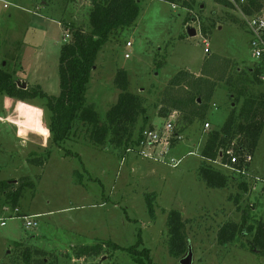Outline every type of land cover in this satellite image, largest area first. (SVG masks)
<instances>
[{
	"label": "rangeland",
	"instance_id": "374dc122",
	"mask_svg": "<svg viewBox=\"0 0 264 264\" xmlns=\"http://www.w3.org/2000/svg\"><path fill=\"white\" fill-rule=\"evenodd\" d=\"M91 3L0 0V39L3 33L7 38L0 44V68L21 88L23 84L25 89L38 86L47 95L58 96L61 47L71 40L67 37L71 28L89 31ZM212 4L210 0L141 2L135 24L109 37L91 73L86 100L95 107L101 123L120 93L114 84L118 70L128 73L129 91L143 100L148 127L165 123L158 116V104L177 72L198 76L208 56L214 55L229 60V70L261 65L251 57L250 36L239 10L229 2ZM188 26L198 32L195 37L188 36ZM248 90L264 92V81ZM241 103L236 105L220 83L203 122L183 129L186 125L178 117L175 132L183 130V139L169 155L180 160L174 168L164 161L125 156L126 148L110 143L109 137L103 146H96L80 125L73 138L63 143L72 152L66 156L65 151L51 146L43 100L27 103L0 95V182L9 181L11 192L34 184L24 189L17 208L21 214L37 216L38 224L26 230L23 220L14 217L0 225V264H28L24 256L29 250V264L43 258L46 264H138L131 255L108 246L96 257L77 259L76 252L100 242L127 248L139 237L141 249L150 250L153 264H180L187 251L179 256L170 254L167 218L173 210L181 214L193 264H264V256L255 253L257 249L251 250V235H238L226 245L218 241L220 229L229 222L241 224L244 211L250 215L246 226L264 221V186L252 178L264 179V128L247 178L201 155L210 132L219 130L229 112L233 108L239 111ZM205 123L211 126L207 130ZM142 126L143 118L139 117L134 135ZM47 151L51 154L42 167L29 161L42 158ZM202 165L223 173L227 186L208 188L199 177ZM241 179L249 183L246 191L241 188ZM148 199L153 217L148 212ZM14 209L0 194V220L14 215ZM35 250L45 255L38 256Z\"/></svg>",
	"mask_w": 264,
	"mask_h": 264
},
{
	"label": "trees",
	"instance_id": "16d2710c",
	"mask_svg": "<svg viewBox=\"0 0 264 264\" xmlns=\"http://www.w3.org/2000/svg\"><path fill=\"white\" fill-rule=\"evenodd\" d=\"M142 1L108 0L101 2L92 0V8L89 11V31L71 28V40L61 47L60 67H58L60 92L56 97L47 95L38 86L33 89L28 87L22 89L21 85L12 80L10 74L0 68V95L27 103L35 99L43 100L45 103L43 108L47 113L46 126L51 134V146L65 151L66 156H72V152L66 150L63 143L73 138L78 125L85 130L92 144L101 147L109 137L110 143L124 148L134 145L145 129L153 127H146L149 118L143 100L129 91L128 73L122 69L117 71L114 79L115 87L120 91L117 102L107 111L103 123L95 107L88 104L86 100L91 73L99 52L114 32L124 31L135 24L141 13ZM162 1L174 4L179 0ZM227 1L223 0L222 3L227 5L229 2ZM249 6L255 7V11L261 8L257 0H249ZM244 11L249 15L253 13L247 6ZM231 65L229 60L214 55L211 58L208 56L198 76L188 71L177 72L161 95L162 98L158 104L161 108L158 116L161 119H167L177 111L179 122L182 121L186 125L183 129L194 123H201L206 119L210 103L219 84L224 83L230 97L234 98V103L238 105L242 102L241 107L239 111L233 108L223 126L219 130L210 132L201 155L209 162L216 160L226 162L228 156L225 152L232 147L240 166L245 155L254 154L264 128V94H253L248 90L249 86L262 84L261 77L264 75V70L257 67L229 70ZM139 117L143 118V126L134 135ZM182 131H177V133ZM220 152H222V157H220ZM50 154L51 152L47 151L43 155L44 158L36 157L35 160L29 159V161L42 167ZM75 156L78 157L76 154ZM199 177L211 189H223L228 184L227 177L209 165L200 167ZM241 181V188L246 191L249 183L242 179ZM27 186L34 187V184H25L11 192L9 191L12 187L10 182L2 181L0 182V194L5 196L7 204L16 209ZM147 208L150 216L153 217L154 209L150 199L147 200ZM249 208L251 210V207ZM249 221L250 215L244 211L241 224L229 222L220 229L218 241L226 245L234 241L238 235L244 237L251 235L249 242L251 250L257 249L254 252H260L264 256V221L259 220L256 226L255 224L246 226ZM167 224L170 254L172 256L184 254L188 246L180 212L171 211L168 214ZM107 246L131 255L138 264H153L150 250L141 249L143 243L140 237L134 246L127 248L112 242L83 246L76 252V258L96 257ZM29 251H26L27 255L24 256L28 264L31 259ZM35 253L38 256L45 255V252L41 250H35ZM36 264L46 263L43 258L38 259Z\"/></svg>",
	"mask_w": 264,
	"mask_h": 264
},
{
	"label": "built area",
	"instance_id": "2783aa9c",
	"mask_svg": "<svg viewBox=\"0 0 264 264\" xmlns=\"http://www.w3.org/2000/svg\"><path fill=\"white\" fill-rule=\"evenodd\" d=\"M235 8H237L246 24L250 36L249 49L251 57L256 61L264 65V0H257V2L262 3V7L258 10H252V14H245L244 8L247 6L250 10L253 8L249 6V0H228ZM6 7V5L4 6ZM67 31V29L65 30ZM68 33V32H67ZM68 39H70V34H67ZM67 43V42H65ZM205 53L209 52L207 41ZM126 46L130 47L131 44L128 42ZM125 55V58H128ZM264 81V75L261 77ZM179 114L173 112L168 118L165 119V123L162 125H156L152 128L145 129L134 145L126 148L125 156L132 155L135 158H143L153 161H164L167 162L172 167L176 168L180 163V160H175L174 158H169V155L174 151V145L180 142L183 137L181 133L175 132V121ZM211 126L209 123H205V129H209ZM192 154V153H189ZM225 154L228 156L226 162L217 160L222 164L221 166L230 169L234 174L247 178L249 176V167L252 161V155H245L243 157L242 164L238 165V157L234 154L232 147L228 149ZM220 157H222V152H220ZM256 184L259 186H264V179L260 177H252ZM14 217L21 218L24 222V228L26 230L35 229L37 224V216H28L21 214L19 209H14V215L8 216L7 218L0 220V225L3 227L6 221L14 219Z\"/></svg>",
	"mask_w": 264,
	"mask_h": 264
},
{
	"label": "water",
	"instance_id": "95a60500",
	"mask_svg": "<svg viewBox=\"0 0 264 264\" xmlns=\"http://www.w3.org/2000/svg\"><path fill=\"white\" fill-rule=\"evenodd\" d=\"M197 33L198 32L196 31L195 28H193L191 26L187 27V34L189 37H195L197 35ZM25 87H26L25 84H23L22 88L25 89ZM192 257H193V254H192L191 248L188 247L186 255L180 260V264H193V258Z\"/></svg>",
	"mask_w": 264,
	"mask_h": 264
},
{
	"label": "crops",
	"instance_id": "0c3cea01",
	"mask_svg": "<svg viewBox=\"0 0 264 264\" xmlns=\"http://www.w3.org/2000/svg\"><path fill=\"white\" fill-rule=\"evenodd\" d=\"M210 1H212V3H213L212 5L215 4V5H218V6H219V5H222V4H223V3H222L223 0H210ZM230 4H231V3H230ZM259 4H260L261 7H262V3L259 2ZM223 5H224V4H223ZM254 9H255V7H253V8L251 9V11L254 10ZM0 25H2V24H0ZM218 26H219V25H218ZM2 27H3V26H2ZM246 29H247V28H246ZM16 31H18V28L16 29ZM247 31H248V30H247ZM4 34H5V33H3V35L1 34V39H0V44H1V45H3L4 42L7 41V40H6L7 38H5ZM12 38H13V37H12ZM5 40H6V41H5ZM249 42H250V41H249ZM1 45H0V51H2V49H1L2 46H1ZM248 47H249V43H248ZM256 64H257V66H256L257 68H260L261 70L264 69V68H262V67H263V64H261V63H260L261 65H258V63H256ZM262 76H263V75H262ZM261 80H262V79H261ZM262 81H263V80H262ZM261 85H262V84H261ZM257 86H259V85H257ZM257 93H258V92H257ZM259 93H263V94H264L263 91H260ZM25 215H26V214H25ZM30 216H34V215H30Z\"/></svg>",
	"mask_w": 264,
	"mask_h": 264
}]
</instances>
